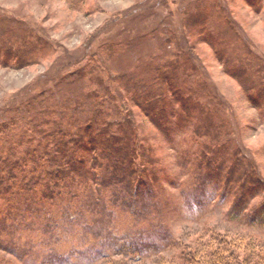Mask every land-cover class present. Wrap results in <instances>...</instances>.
Wrapping results in <instances>:
<instances>
[{"label":"rangeland","instance_id":"374dc122","mask_svg":"<svg viewBox=\"0 0 264 264\" xmlns=\"http://www.w3.org/2000/svg\"><path fill=\"white\" fill-rule=\"evenodd\" d=\"M202 15L203 24L209 25L207 31L197 29L195 19ZM183 23L185 31L177 28ZM213 32L220 36L215 42L225 54L224 59L218 58L209 42V38L214 40ZM184 38L202 73L188 68L182 76L186 70L183 68L178 80L183 83L185 78L184 86L200 94L198 102L203 106L209 104L216 110L218 106L209 93L214 90L218 94L231 122L230 136L238 140L237 145L230 144L229 155L237 153L244 167L253 162L262 179L261 189L242 212L248 215L252 207L264 202V101L256 105L249 96L254 83L264 85V0H0V108H8L15 100L20 104L18 100L25 92L33 90L43 94L29 99V106L35 110L42 100L52 105L68 92L82 90L81 83H73L70 88L60 79L105 59L106 47L113 44L116 53L112 64L116 70L132 66L133 73L144 74L146 80L153 81L152 66L165 65L162 58L185 60L180 45ZM235 55L245 60V74L236 65L227 71L226 56ZM177 90L184 92V87ZM194 110L190 111L192 118L198 116ZM133 111L139 112L136 107ZM216 112H222V108L214 111L209 135L204 130L194 133L193 120L183 117L163 123L166 128L171 127L169 138L162 136L160 130L145 135L149 141L155 138L150 142L155 147L159 181L152 198L160 211L159 221L152 225L137 223L129 214L118 211L111 229L115 238L127 231L135 237L141 235L140 242L146 247L142 255L133 250L126 256L115 254L111 241L101 242L95 235L83 236L79 228L63 222L56 223L58 229L51 233L38 236L53 248L49 264H184L179 254L181 246H189L195 257L205 260L207 240L213 247L220 245V249L232 253V260H242L248 251L246 246L252 243L254 251L263 256L264 213L252 224L243 214L230 216L236 196L219 197L221 188L210 184L204 186L199 201H188L185 198L189 195L184 196L195 183L196 164L205 160L197 155L195 144L202 139L213 143L225 139L217 124L221 116ZM1 116L0 120L4 119ZM145 126L150 129L151 125L147 122ZM213 155L210 152L208 157ZM246 175L245 171L236 172L238 179ZM50 234H57L56 238ZM137 243L135 247L140 249ZM47 250L30 249L28 259L0 250V264H41ZM57 256L60 258L55 259Z\"/></svg>","mask_w":264,"mask_h":264},{"label":"trees","instance_id":"16d2710c","mask_svg":"<svg viewBox=\"0 0 264 264\" xmlns=\"http://www.w3.org/2000/svg\"><path fill=\"white\" fill-rule=\"evenodd\" d=\"M201 18L195 19L197 29L207 31L209 25L203 24V15ZM182 27L177 26L185 31L184 23ZM212 36L213 41L212 38L207 40L218 58L224 59L225 54L215 42L220 36L217 32ZM187 41L184 38L180 44L185 60L162 58L165 65L152 66L153 81L146 80L144 74L133 73L132 66L126 67L127 71L116 70L112 64L116 53L113 44L106 47L105 59L97 60L88 69L82 66L60 79L70 84V88L73 83H81L82 90L68 92L64 99L53 101L52 105L42 100L38 110L29 106V99L43 94L33 90L25 92L18 100L20 104L15 100L8 108H0V116L2 114L4 118L0 120V250L28 259L30 249L47 248L45 261L41 264H49L54 255L53 248L49 241L38 236L51 233L58 229L57 224L67 222V225L79 228L83 236L95 235L101 242L111 241L115 254L126 256L133 250L142 255L146 247L140 242L141 235L135 237L127 231L115 238L111 229L118 211L129 214L137 223L152 225L159 221L160 211L152 198L159 181L158 161L153 154L155 147L150 142L155 138L149 141L145 135L160 130L162 136L169 138L171 127L166 128L163 123L179 117L193 120L194 133L204 130L209 135L208 129L215 121L213 114L218 108H222V112H216L221 116L217 124L225 139L214 143L202 139L195 144L197 155L205 160L196 164L195 183L184 191V196L189 195L185 198L188 201H199L206 184L214 188L219 186L223 193L218 194L219 197L236 196L229 215L243 214L248 200L261 189L262 179L257 176L253 162L244 167L242 157L237 153L229 155L230 144L237 145L238 140L230 136L231 122L218 94L214 90L209 93L218 106L216 110L209 104L203 106L198 102L200 94L188 85L184 86L185 78L183 83L178 80L183 68L186 70L182 76L188 68L202 73ZM226 57L227 71L236 65L245 74L244 69L248 68L245 60L239 55ZM233 60L238 63L234 64ZM180 87H184V92L177 90ZM250 87L254 90L249 94L250 99L256 105L260 100L264 101V85L254 83ZM135 107L138 113L133 111ZM192 108L198 113L195 118L191 116ZM147 122L150 129L145 126ZM210 152L214 155L208 157ZM241 171L247 175L238 179L236 172ZM198 206H202L201 201ZM263 213L264 202L252 207L250 214L243 215L252 224L258 222ZM56 235L50 234L53 239ZM37 237L35 244L31 239ZM138 239L140 243H137ZM136 243L140 249L135 247ZM218 246L213 247L206 241L205 260L195 257L189 246H181L179 254H182L184 264H264V252L262 256L260 251H254L253 243L246 246L248 251L237 261L232 260V253H226Z\"/></svg>","mask_w":264,"mask_h":264}]
</instances>
